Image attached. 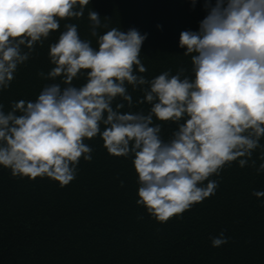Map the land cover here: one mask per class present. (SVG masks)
I'll return each instance as SVG.
<instances>
[{
	"label": "clouds",
	"instance_id": "9594fccd",
	"mask_svg": "<svg viewBox=\"0 0 264 264\" xmlns=\"http://www.w3.org/2000/svg\"><path fill=\"white\" fill-rule=\"evenodd\" d=\"M89 3L0 0V91L61 20L83 18ZM196 3L191 0L193 8ZM204 8L198 30L179 37L192 76L183 66L175 74L141 75L147 72L140 54L148 34L135 27L101 34L107 24L96 10H88V19L97 46L81 38L77 24L66 23L49 45L53 67L38 73L53 82L35 100L12 101L8 111L0 103V165L14 177H47L65 187L81 159H93L85 140L99 135L110 155L132 158L137 204L166 223L214 195L219 181L211 177L225 167L250 161L256 167L257 149L264 161V0H204ZM81 77L83 84L73 83ZM129 86L144 93L135 103L147 102V113L121 111L124 102L134 105ZM154 120L176 124L169 139ZM256 171L264 172V162ZM253 195L264 197V191ZM211 242L219 247L228 237L221 231Z\"/></svg>",
	"mask_w": 264,
	"mask_h": 264
},
{
	"label": "trees",
	"instance_id": "16d2710c",
	"mask_svg": "<svg viewBox=\"0 0 264 264\" xmlns=\"http://www.w3.org/2000/svg\"><path fill=\"white\" fill-rule=\"evenodd\" d=\"M88 10L99 12L107 24L98 30L101 34L112 27H135L148 34L140 54L147 72L141 75L151 79L168 69L175 74L181 66L193 75L191 57L183 54L179 37L183 30H198L207 14L204 0H197L195 8L191 0H90L83 18L61 20L60 29L18 67L11 86L0 91L5 111L12 101L35 100L53 82L38 73L53 67L49 45L66 23L77 24L81 38L97 46ZM84 82V77L73 81L77 86ZM128 90L134 105L129 109L124 102L121 111L147 113V102L135 103L144 93L131 86ZM154 122L162 123L165 140L176 128ZM85 142L94 150L93 159H81L76 178L65 187L47 177H14L0 165V264H264V197L253 195V190L264 191V172L256 171L264 162L259 149L252 157L256 167L251 161L245 167L233 162L211 177L219 181L214 195L182 217L161 223L137 204L132 158L110 155L99 135ZM221 231L228 242L213 247L211 238Z\"/></svg>",
	"mask_w": 264,
	"mask_h": 264
}]
</instances>
